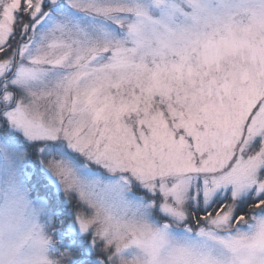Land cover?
Here are the masks:
<instances>
[{
	"label": "rangeland",
	"instance_id": "1",
	"mask_svg": "<svg viewBox=\"0 0 264 264\" xmlns=\"http://www.w3.org/2000/svg\"><path fill=\"white\" fill-rule=\"evenodd\" d=\"M0 81V264H264V0H0Z\"/></svg>",
	"mask_w": 264,
	"mask_h": 264
},
{
	"label": "trees",
	"instance_id": "2",
	"mask_svg": "<svg viewBox=\"0 0 264 264\" xmlns=\"http://www.w3.org/2000/svg\"><path fill=\"white\" fill-rule=\"evenodd\" d=\"M16 32H17L16 26H13L12 33L15 35ZM16 42H17L16 41V37H15V39L13 41H10V43L13 46V48L16 47V45H17ZM25 175H26V184H27V187L33 190V188H34V185H33L34 179H31L33 176L32 177H28V174L27 173H25ZM29 175H31V174H29ZM259 177H260V179L264 180V168L262 170H260ZM38 185H40V184H37L36 186L38 187ZM32 192L30 191V195L32 194L31 196H33V194L35 193V192H33V193ZM41 194H42V196L45 195V193H41ZM251 196H252V194L249 195V196H247V198L243 199L241 202H239V204L237 205V208H236V214H238L237 216H244L245 213H246L244 211V208H246V207L249 208V205H252L255 202V200H253L251 198ZM41 198H45V197H41ZM258 199H260L261 201H264V196L261 195V196H259ZM49 203H50L49 204L50 206L51 205H52V207L54 206V211H55L54 213L57 214V215L58 214L60 215V213H61L60 205L59 206L53 205L52 204V199H50V202ZM70 248H72L71 247V244L69 245V249ZM74 252H75L74 253V258H76L80 262L79 264H91L92 263L91 261L94 259V257L92 255L91 256H86L85 254H82L83 251H80L79 252V250L77 249V247L75 248V251Z\"/></svg>",
	"mask_w": 264,
	"mask_h": 264
},
{
	"label": "flooded vegetation",
	"instance_id": "3",
	"mask_svg": "<svg viewBox=\"0 0 264 264\" xmlns=\"http://www.w3.org/2000/svg\"><path fill=\"white\" fill-rule=\"evenodd\" d=\"M3 81V80H2ZM0 83H1V81H0Z\"/></svg>",
	"mask_w": 264,
	"mask_h": 264
}]
</instances>
